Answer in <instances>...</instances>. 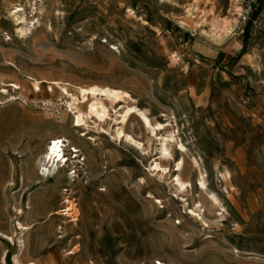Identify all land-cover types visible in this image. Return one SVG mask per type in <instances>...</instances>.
I'll return each mask as SVG.
<instances>
[{"label": "rangeland", "instance_id": "374dc122", "mask_svg": "<svg viewBox=\"0 0 264 264\" xmlns=\"http://www.w3.org/2000/svg\"><path fill=\"white\" fill-rule=\"evenodd\" d=\"M241 1L0 0V264H264Z\"/></svg>", "mask_w": 264, "mask_h": 264}, {"label": "bare ground", "instance_id": "6f19581e", "mask_svg": "<svg viewBox=\"0 0 264 264\" xmlns=\"http://www.w3.org/2000/svg\"><path fill=\"white\" fill-rule=\"evenodd\" d=\"M95 91L96 90H92V94H95ZM116 94H117V92H115V91H113V92L112 91L111 92H102L101 93L102 96L103 95L104 96L105 95L114 96ZM84 101H86V99H84ZM99 107H101L102 110H103V114L102 115H101V112L98 111ZM105 112H106V109L103 106V104L100 103V102L95 101L93 104L90 105V113H94L96 115H99L101 118H103L106 115ZM133 112H134V110H130V112L128 114L133 113ZM144 122H145V124L148 127L151 126V123H150L149 119L146 118L145 116H144ZM83 123H84V120L82 118L78 117L77 120H76V125L75 126L78 127V128L79 127H82L83 126ZM126 139L129 142H133V140L130 137H127ZM50 146H51V149H48V152L47 153H49V154H48V156H47L46 159L50 160V162L52 161L53 162V165H55V163H57L56 160L59 162L60 159L62 160V158H65V155L63 154V151H64V141L62 139H55V140L52 141V143H50ZM166 151L168 152L167 149L164 150V152H166ZM74 152H77V151L74 150ZM50 162H49V164H50ZM182 164H184V163L182 162V163H179L177 165L178 166V170L180 169V166H182ZM176 182H177V185H179L180 188L183 189V190L187 187L186 184L183 183L179 177L176 178ZM200 185H201V189L204 190L205 187H206L205 182L204 181H201L200 182Z\"/></svg>", "mask_w": 264, "mask_h": 264}, {"label": "crops", "instance_id": "0c3cea01", "mask_svg": "<svg viewBox=\"0 0 264 264\" xmlns=\"http://www.w3.org/2000/svg\"><path fill=\"white\" fill-rule=\"evenodd\" d=\"M258 23H260V26L257 30L254 29L253 31L258 35L259 43L251 44L249 53L245 56L244 64L253 67L255 70H259L261 78L264 79V8L257 20ZM249 67L247 69H250ZM249 72L251 71L249 70Z\"/></svg>", "mask_w": 264, "mask_h": 264}, {"label": "built area", "instance_id": "2783aa9c", "mask_svg": "<svg viewBox=\"0 0 264 264\" xmlns=\"http://www.w3.org/2000/svg\"><path fill=\"white\" fill-rule=\"evenodd\" d=\"M260 0H242L237 11L238 21L241 25L248 24L254 17Z\"/></svg>", "mask_w": 264, "mask_h": 264}]
</instances>
